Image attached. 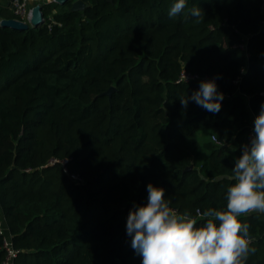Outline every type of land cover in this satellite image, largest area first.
<instances>
[{
	"label": "trees",
	"instance_id": "16d2710c",
	"mask_svg": "<svg viewBox=\"0 0 264 264\" xmlns=\"http://www.w3.org/2000/svg\"><path fill=\"white\" fill-rule=\"evenodd\" d=\"M9 1H0V220L16 264H142L126 223L149 183L198 225L209 208L226 209L234 181L215 179L231 176L264 104V0H187L175 17V0H83L76 12L75 0L44 2L45 23L24 30L1 26L16 18ZM184 70L215 80L218 113L182 107L200 86L179 82ZM241 221L255 249L245 264H264V214ZM3 245L0 236V264Z\"/></svg>",
	"mask_w": 264,
	"mask_h": 264
},
{
	"label": "clouds",
	"instance_id": "9594fccd",
	"mask_svg": "<svg viewBox=\"0 0 264 264\" xmlns=\"http://www.w3.org/2000/svg\"><path fill=\"white\" fill-rule=\"evenodd\" d=\"M187 0H175L169 16L175 17ZM200 8H192L193 17L202 18ZM224 94L217 91L215 80L201 81L199 90L180 99L187 108L189 100L208 112L218 113ZM254 135L241 146L229 179L225 210L209 208L202 213L204 222L169 206L162 187L147 185L146 205L130 210L126 232L131 247L142 256V264H245L251 243L249 225L241 217L264 214V104L254 120Z\"/></svg>",
	"mask_w": 264,
	"mask_h": 264
},
{
	"label": "built area",
	"instance_id": "2783aa9c",
	"mask_svg": "<svg viewBox=\"0 0 264 264\" xmlns=\"http://www.w3.org/2000/svg\"><path fill=\"white\" fill-rule=\"evenodd\" d=\"M0 1H3V0H0ZM44 2H55V0H42V2L34 6L30 5L29 0H10L9 5L12 7L16 15L15 19L30 24L33 18L34 8L37 5H40V4L42 5ZM239 79L236 80L235 82L238 83ZM193 81L201 82V81H209V79L207 77H202L198 74H194L186 70L182 72L179 78V82L181 83H190ZM255 117L256 115L254 116V120H255ZM253 129H254V122L250 130L249 141H250V138L254 135ZM213 140L216 143H218V139L215 136L213 137ZM71 177L77 182L82 181V178L79 177L78 175H71ZM0 236L3 237V243H4L3 248L6 251V259L4 261V264H16V259L18 258L20 251L16 249L13 243L12 235L8 229L6 220L4 218L0 220Z\"/></svg>",
	"mask_w": 264,
	"mask_h": 264
},
{
	"label": "water",
	"instance_id": "95a60500",
	"mask_svg": "<svg viewBox=\"0 0 264 264\" xmlns=\"http://www.w3.org/2000/svg\"><path fill=\"white\" fill-rule=\"evenodd\" d=\"M72 0H55L56 3L59 5H66ZM86 3L83 0H75L72 2V7L71 10L76 12V11H81L86 8ZM45 23V17L43 13V5H37L34 10H33V18L31 20V23H25L22 21H19L17 19H4L1 21V26L3 27H9L12 29H28L30 27H41ZM114 87H112L106 94L111 95L112 92L114 91ZM192 167H189L187 170L191 169ZM224 178H229V176H221L215 179V181L222 180Z\"/></svg>",
	"mask_w": 264,
	"mask_h": 264
},
{
	"label": "crops",
	"instance_id": "0c3cea01",
	"mask_svg": "<svg viewBox=\"0 0 264 264\" xmlns=\"http://www.w3.org/2000/svg\"><path fill=\"white\" fill-rule=\"evenodd\" d=\"M3 1H5V0H3ZM40 2H42V0H29L30 5H32V6H34Z\"/></svg>",
	"mask_w": 264,
	"mask_h": 264
}]
</instances>
